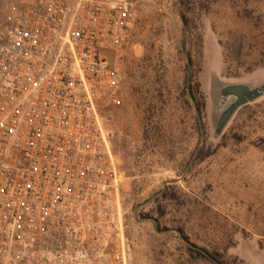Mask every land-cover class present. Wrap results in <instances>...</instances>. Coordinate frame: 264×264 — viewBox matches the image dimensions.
I'll return each mask as SVG.
<instances>
[{
    "label": "rangeland",
    "instance_id": "374dc122",
    "mask_svg": "<svg viewBox=\"0 0 264 264\" xmlns=\"http://www.w3.org/2000/svg\"><path fill=\"white\" fill-rule=\"evenodd\" d=\"M120 53L102 116L131 264H216L145 217L223 264H264V0H137Z\"/></svg>",
    "mask_w": 264,
    "mask_h": 264
},
{
    "label": "built area",
    "instance_id": "2783aa9c",
    "mask_svg": "<svg viewBox=\"0 0 264 264\" xmlns=\"http://www.w3.org/2000/svg\"><path fill=\"white\" fill-rule=\"evenodd\" d=\"M137 0H5L0 264H131L112 131Z\"/></svg>",
    "mask_w": 264,
    "mask_h": 264
},
{
    "label": "water",
    "instance_id": "95a60500",
    "mask_svg": "<svg viewBox=\"0 0 264 264\" xmlns=\"http://www.w3.org/2000/svg\"><path fill=\"white\" fill-rule=\"evenodd\" d=\"M186 60H187V68L189 69V66H190V60L189 58L186 56ZM159 194V193H158ZM143 219H148V220H152L153 223H154V228L156 230L157 233H165L167 231H175L178 233V235L180 236V238L190 247L198 250V251H201L204 255L208 256L214 263L216 264H222L220 262H218L217 260L213 259L205 250L197 247V246H194L192 245L191 243H189L188 241L185 240V238L183 237V235L181 234V232L179 230H176V229H159L158 226H157V222L154 218H150V217H145Z\"/></svg>",
    "mask_w": 264,
    "mask_h": 264
},
{
    "label": "trees",
    "instance_id": "16d2710c",
    "mask_svg": "<svg viewBox=\"0 0 264 264\" xmlns=\"http://www.w3.org/2000/svg\"><path fill=\"white\" fill-rule=\"evenodd\" d=\"M188 58H189V57H188ZM189 60H190V58H189ZM183 237L185 238V240H187L186 237H185L184 235H183ZM203 250H204V249H203ZM206 252H207V251H206ZM197 253L200 254V255L206 256V255H204L201 251H198V250H197ZM207 253H208V252H207ZM208 254H209V253H208ZM209 255H210V254H209ZM210 256H211L213 259H215L212 255H210ZM206 257H208V256H206ZM208 258H209V257H208ZM215 260H216V259H215ZM218 262H219V261H218ZM220 263H221V262H220ZM222 264H223V263H222Z\"/></svg>",
    "mask_w": 264,
    "mask_h": 264
}]
</instances>
